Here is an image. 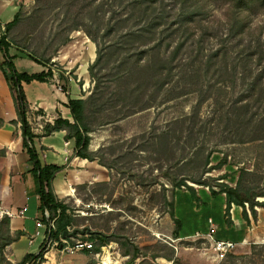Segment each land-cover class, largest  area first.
<instances>
[{
  "label": "rangeland",
  "instance_id": "1",
  "mask_svg": "<svg viewBox=\"0 0 264 264\" xmlns=\"http://www.w3.org/2000/svg\"><path fill=\"white\" fill-rule=\"evenodd\" d=\"M132 1L32 0L21 11L16 34L10 37L14 44L43 61L50 62L66 53L64 60L55 63L57 68L67 71L68 77H75L77 95L85 98L94 90L96 103L105 101L100 112L90 106L86 108L85 123L90 127L89 149L111 165V168L103 166L108 184L99 179L94 188L87 189L86 184L77 187L74 195L80 201L77 204L75 198L68 201L80 215L74 228L84 224L92 231L103 233L107 242L112 243L101 254L103 257L112 254L116 264H264V207L260 205L254 207L255 215L248 202H245L247 206H241L250 216L254 232H250L246 243L222 259L216 257L211 243L205 239L175 237L194 234L196 230L208 231L209 218L215 226L213 236H220L224 231V198L204 189L218 191L220 184L236 187L241 180L254 191H264V105L257 111V104L254 102L252 107L250 103V111L260 112V116L248 127L243 123L240 128L228 130L224 120L218 117L235 104L241 93H246L242 73L238 74L235 85L219 83L209 89L208 84L216 82V78L202 71L203 76L195 85L189 78L192 71L189 63L195 58L190 52L195 47L186 46L172 62L175 68L165 91L159 93L154 86L145 85V77L140 74L132 78L123 75L115 80L119 61L114 57H108L102 67L95 69L98 87L89 76L88 67L90 60H95L97 47L88 34L105 46L145 23L131 5ZM203 1V13L194 16L188 31L197 33L195 37L201 35L206 53L223 47L230 56L237 57L251 37L260 34L264 39V5L261 4L264 0L253 11H242L248 24L244 33L236 37L231 36L229 29V0ZM180 4L181 0H154L149 17L158 22V35H162L161 29L166 23L176 18ZM199 25L208 29V33L202 35ZM111 26L112 32L107 33ZM150 36L147 33L145 44L138 48L146 51L139 64H147L156 52L170 56L179 40L172 38L171 46L165 50L163 45L170 38L157 47V40L149 39ZM65 39L68 40L64 42ZM15 51L25 55L20 49ZM78 55L90 62L87 72L85 64L81 67L84 79L74 74L78 64L69 63ZM257 56L247 65L253 77L264 73V58L259 63ZM140 82H144V88H139V99L133 102L129 90ZM120 91H127L123 92L125 100L123 95L116 100ZM209 153V163L205 165ZM219 163V168H212ZM180 177H187L185 182L193 190L174 187V178ZM255 201L264 203V196H257ZM225 213L230 215L228 211ZM83 239L93 241V248L97 244L93 235ZM132 245L140 249L133 260ZM46 252L44 249L39 264H47ZM124 252L129 254L125 256ZM103 257L95 258L90 264H100Z\"/></svg>",
  "mask_w": 264,
  "mask_h": 264
},
{
  "label": "trees",
  "instance_id": "2",
  "mask_svg": "<svg viewBox=\"0 0 264 264\" xmlns=\"http://www.w3.org/2000/svg\"><path fill=\"white\" fill-rule=\"evenodd\" d=\"M260 1L261 0H229L230 14H228V16L230 21L228 23L230 24L229 29L232 32V37L241 36L247 27L248 22L245 19V15L241 14L242 11H253V7L257 4H260ZM153 4L154 0H133L131 5L134 7V9H136L139 17L141 19H145V23L138 29L119 35L112 44L101 46L99 42H97V38L95 36L88 34L97 47L95 60L90 63L88 67L89 76L94 80L96 87H98V83L94 79L96 76L95 69L105 63L108 57H114V60L119 61L118 65H116L117 72L115 74L116 76H114L115 80L121 79L123 75L132 78L133 76L135 77L137 74H140L145 77V85L149 84L154 86L157 93L165 91V86L168 84V82H170L172 70L175 68V65H173L172 62L174 61L176 55L182 50V48L191 46V48L195 47L194 49L192 48V51L190 52H193L195 58L191 63H189L192 67L189 78L193 84H198V80L201 76H203L202 71H205L206 73L209 72L211 73L212 78H216V82L213 84H208L210 87L209 89H211L214 84L219 83L235 85L238 79V74L242 73L240 76L242 79V86H246L244 90L246 93H241L237 97L235 104L230 107V109H226L225 111L223 110L220 114H218V117L219 119L224 120L225 129L228 130L230 128H240L243 123L246 124L247 127L250 124L252 125L260 116V112L257 111L264 107V73L260 72L256 77H253L251 67H248L247 65L255 54H258L257 61L259 63L264 58V39H261V35L258 34L255 35V37H251L247 45L238 53L241 56H230L228 54V50L223 47L206 53L204 51L205 47L201 45V42H204L201 39V35L195 37V34L197 33L188 31V25L191 22H194V16L203 13V0H181V9H179L178 14H176L177 16L173 21L166 23L162 27V35L157 34L158 22L149 17L151 9L153 8ZM261 4L264 5V2L261 1ZM20 13L21 11L16 14L14 20L7 25V28L18 22ZM112 30L113 27L111 26L106 32L111 33ZM199 31L202 32V35L208 33V29L201 25H199ZM147 33L148 36L151 34V36L148 37L149 39L157 40V47H160L165 39L170 38L171 41H168L163 45L165 50L171 46L172 38H178L179 40L170 56H161L156 52L150 58L151 61L142 65L139 64V62L144 60L143 56L146 51H139L138 48L145 44L146 41H144V39L147 37ZM67 40L68 39H65L64 42ZM0 46L5 49L3 39H0ZM245 50L248 52L244 54ZM44 61L46 63L49 62L48 60ZM180 65L181 64H178L177 66ZM238 65L240 66V69H238ZM7 66L11 71V81L14 88V99L18 114L17 120L12 121V123H20L23 145L26 148L33 164L32 170L36 179V192L39 197L38 211L42 220L46 221L47 218H49L50 221L53 222V226L50 228V239L59 240L63 236V233L69 228L72 229L73 227L78 226L77 219L75 218L76 212L75 208H72L70 205L62 201H59L53 194L51 180L54 172L60 167L52 164L42 165L38 159L37 152L33 145V138L36 135L32 131L31 124L28 120V105L20 84L22 80L26 82L31 80L45 81L46 78H53V72L48 70L47 72L33 74L18 73L14 70V66L11 62H8ZM59 74L62 76V72ZM142 87L144 88V82L136 84L135 88H131L129 90V96L134 98L133 102L139 99L137 92ZM123 92L126 94L127 91ZM123 92L120 91V94L116 100L121 99L120 96L123 95ZM124 95L123 98L125 100ZM104 102L105 101L103 100L101 103H96L94 90L85 98L70 99L69 106L74 122L71 123L66 119L57 118L53 125L46 123L43 126V133L50 134L56 130L66 129L67 133L65 138L74 139L76 154L78 156L87 158L88 160L97 159L100 165L106 168H111L109 163L101 160L95 151H91L89 149L91 138L88 133L90 131V127L87 123H85L86 108L90 106L95 108L96 111L100 112L105 107ZM254 102L257 104L255 107V110L257 111H250V103H252L253 107L255 104ZM224 139L227 140V137ZM196 155L198 154L196 153ZM209 155L210 153L205 157V165L209 163ZM220 166L221 164L219 163L216 167L212 168H219ZM224 176L221 178H224ZM186 179L188 178H174L173 186L176 188L184 186L185 188L193 190V187L185 182ZM193 181L198 184L206 183L205 180ZM223 192L226 196L228 209L230 208L231 204L244 207V203L248 202L253 215H255L254 206L260 205L264 207V203L255 201L257 196H264V191H254V189L251 187H248L245 184L243 185L241 180L238 181L236 187L220 184V189L218 191L212 190V194H221ZM44 210H47L48 217L45 216ZM243 214L245 217H247L245 210H243ZM9 223L10 220L7 215H2L0 217V264H13L6 258L4 254L5 247L18 237V233L14 235L10 233ZM88 233L90 235H100L102 237V239L97 242L95 247L91 249L96 252L100 251V246L104 244V242L107 240V237L103 233L92 231L91 229L88 231ZM78 237L83 238L84 235H75L73 238ZM176 237L178 236L176 235ZM65 238L69 241L72 239L71 237ZM132 246L133 255L131 260L134 259L135 255L140 253V249L136 245ZM44 249L45 247L42 245L39 253L26 255L21 262L16 264H39L43 258Z\"/></svg>",
  "mask_w": 264,
  "mask_h": 264
},
{
  "label": "crops",
  "instance_id": "3",
  "mask_svg": "<svg viewBox=\"0 0 264 264\" xmlns=\"http://www.w3.org/2000/svg\"><path fill=\"white\" fill-rule=\"evenodd\" d=\"M31 4L32 0H0V22L7 27L19 11L28 8ZM16 25L17 23L7 28V40L4 41L5 49L0 46V208L8 209L13 213L11 216L7 215L10 220V233L12 235L18 233V237L4 249L6 258L13 264L21 262L26 255L39 253L47 236H50L51 226L47 220H42L38 211L39 197L36 192L33 164L23 145L20 123H12L17 120L18 114L8 62L13 64L14 70L18 73L33 74L48 70L53 72V78H46L45 81L26 82L22 80L20 84L28 105V120L36 135L33 138V145L38 159L42 165L52 164L60 167L54 172L51 180L52 191L56 199L69 205L68 201L75 198L74 202L77 204L80 198L75 196L74 192L80 185L86 184L87 189L94 188V184L99 183V179L104 185L108 184V176L103 172L106 169L98 163L97 159L88 160L78 156L74 139L65 138L66 129L56 130L50 134L43 133V126L46 123L53 125L57 118L74 122L69 100L80 98L77 95L79 89H77L75 77H68L67 71L60 70L55 63L56 60H59V63L64 60L67 57L66 53L60 54L48 63L34 57L25 48L14 44V41L10 39L16 34ZM15 48L20 49L25 55L17 53ZM90 50L93 51L92 45H90ZM90 62L93 60L91 59ZM69 63H72L71 66L78 64L74 74L78 77L82 76L84 79L85 75L80 70L85 64L87 72L88 61H83L82 57L78 55L73 57ZM63 69L66 70V67ZM60 72H62V76L59 74ZM204 191L212 194L207 189ZM221 195L224 198L222 214L226 227L220 236H214L216 239H228L241 243L243 239L248 238L250 232H254L252 220L250 216H244L241 206L234 204H232L231 214H226V196L224 192ZM79 217L80 215L76 212L75 218ZM37 223H41V225H37ZM80 227L91 229L90 226L84 224ZM70 230L69 228L68 231ZM208 231L199 233L206 234ZM196 232L198 230L194 234ZM194 234L182 237L175 235V237L185 238ZM83 235L85 237L90 234L85 232ZM93 236L97 237L94 239L96 242L102 239L100 235ZM109 243L106 240L98 252L83 250L66 253L59 247L52 246L46 250L44 257L47 258V264H90L95 258L103 257L101 253L111 247L112 242L109 241ZM128 254V252H124L125 256ZM110 256L112 257V254Z\"/></svg>",
  "mask_w": 264,
  "mask_h": 264
},
{
  "label": "built area",
  "instance_id": "4",
  "mask_svg": "<svg viewBox=\"0 0 264 264\" xmlns=\"http://www.w3.org/2000/svg\"><path fill=\"white\" fill-rule=\"evenodd\" d=\"M0 39H3L4 41L7 40V27L2 22H0ZM40 118H43V117H40ZM244 204L245 206H247V203H244ZM231 208H232V204L230 205L229 209L226 206V211H228L230 214H231ZM44 214L46 217H48L47 210H44ZM2 215L11 216L13 215V213L8 209L0 208V216ZM209 223H210V227H209L210 229L206 234L196 232L193 236H195L197 239L201 238V239H205L209 241L218 259L224 258L228 253L232 252L238 245L246 243L247 239H243L241 243H237V242H234L228 239H216L213 236V233L215 231V226L211 219H209ZM37 225H41V223H37ZM52 226H53V222L51 221V227ZM52 246L59 247L60 250L63 252L73 253L77 251L91 250L94 246V243L93 241L83 239L81 237L72 238L71 241H69L65 237L60 238L59 240H51L49 237L48 240L45 241L44 247L47 250L49 247H52Z\"/></svg>",
  "mask_w": 264,
  "mask_h": 264
},
{
  "label": "water",
  "instance_id": "5",
  "mask_svg": "<svg viewBox=\"0 0 264 264\" xmlns=\"http://www.w3.org/2000/svg\"><path fill=\"white\" fill-rule=\"evenodd\" d=\"M47 222L49 223V225L51 226V221H50V219L49 218H47ZM89 231V229H88V227H82V228H73L72 230H70V231H65L64 233H63V236L64 237H74L75 235H83V234H85V232H88ZM48 238H49V235L47 236V238H46V241L48 240ZM26 264H28V263H26Z\"/></svg>",
  "mask_w": 264,
  "mask_h": 264
},
{
  "label": "bare ground",
  "instance_id": "6",
  "mask_svg": "<svg viewBox=\"0 0 264 264\" xmlns=\"http://www.w3.org/2000/svg\"><path fill=\"white\" fill-rule=\"evenodd\" d=\"M117 260L113 259L109 253L103 257V261L100 264H116Z\"/></svg>",
  "mask_w": 264,
  "mask_h": 264
},
{
  "label": "clouds",
  "instance_id": "7",
  "mask_svg": "<svg viewBox=\"0 0 264 264\" xmlns=\"http://www.w3.org/2000/svg\"><path fill=\"white\" fill-rule=\"evenodd\" d=\"M226 22V21H225Z\"/></svg>",
  "mask_w": 264,
  "mask_h": 264
}]
</instances>
